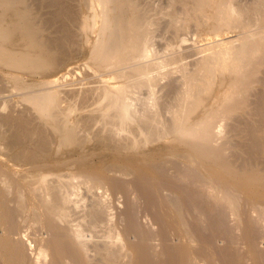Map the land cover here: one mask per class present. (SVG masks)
<instances>
[{"label":"bare ground","instance_id":"1","mask_svg":"<svg viewBox=\"0 0 264 264\" xmlns=\"http://www.w3.org/2000/svg\"><path fill=\"white\" fill-rule=\"evenodd\" d=\"M30 1L0 0V68L10 69L9 71L14 72L13 80L15 82V87L21 91H26L23 97L25 101L29 103V106L31 105V108L35 110L33 112L37 114L40 123L37 124L39 119H37L38 122H35L34 115L30 116L33 117L34 120H32V118L28 119L27 117V119H22V116L20 119H18L19 117L14 118L10 116L4 118L1 120L2 122L0 121V124L3 123L5 127L4 131H2L3 128H0V144L4 146V152L12 155L13 160L15 159L17 162L19 161L18 163L25 164V167L27 165H34L36 167L35 169H37V171L30 174L31 179L32 181L35 179L34 181H38L42 186H47V188H45L49 191V193L46 192V196L48 195V202H55L54 204L58 203L57 206H55L57 208L59 207L56 209L55 206H53L54 204H52V208L62 211L63 214L65 213V208H60L63 206L62 204L65 203V197L60 192L63 186L61 188L60 183V188H58V184H54L52 180L53 183H49V176L56 172L55 168L63 161L62 157L56 158L54 152H58L56 149L60 150L63 147H70L73 150L84 152L87 150L86 148L91 141H95L98 144V149L112 150L113 153H116L115 157H117L116 160L112 159L113 161L106 166L103 163L102 165L99 163H97V165L95 164L97 167L101 165L107 169V167L109 168V166H111V168L113 167L122 172H127L131 169L130 165L133 164L131 163L132 161L135 160L138 162V160H142L143 163V160H146L145 163L149 164L150 158L158 156V154L157 156L156 154H151V151L163 152L164 155L169 154L168 156H170V154L182 155V157L187 156L192 161H203L209 170L221 174L224 179H227L226 181L237 183L243 188L260 190L264 195V168L259 167L260 159L264 161V0H257L253 3H249V0L248 5L243 4L241 0H173L171 1L170 9L165 8L166 10L164 11L166 12L168 10L166 14L164 13L168 16V18L164 16L168 19V25L161 23V20V22L156 20L158 16L155 15L156 13L153 14L156 16V19H153V17L151 20V16H147L149 14L147 11L150 7L148 10L146 7L143 8L147 5L144 4L142 7L139 4V1L142 4L141 0H92V3L94 2L95 5L100 8H97V10L100 11L96 13L95 8V15L93 17L85 18L80 22V24L82 23L80 26L81 28H79L81 29V31L79 30L80 33L79 31L78 33L75 31L73 32L71 24L70 29L69 24H65L70 20H77L76 18L79 17L75 18L76 15L71 14L72 17L70 18V15L68 16L66 14L70 20L66 22L63 20L65 23L61 20L65 27L63 28L59 19L65 14L60 15L59 13L54 16L53 14L55 13L53 12V14H51L52 17L48 16L47 18L46 16L45 18L43 17L45 14L42 16L43 18L41 16L39 17V13L37 14V10L34 8H39L40 4L39 6L33 7V5H36L33 3L36 2ZM48 1L49 0H46V2ZM51 1H49V3ZM79 1L84 2L86 0ZM47 4L48 3H45V5ZM41 6L43 5L41 4ZM144 9L147 10L146 12L148 14L144 12ZM41 10L40 12H42ZM154 10L156 12V9ZM44 13L46 12L44 11ZM159 14H163L162 9ZM63 18L65 19L66 16H63ZM56 20L61 24L63 31L59 33L56 32L58 34L53 31L57 35L53 36L50 30L53 25L57 24L55 22ZM51 24L53 25L51 26ZM160 24L167 25L166 28L172 33L173 40L176 42V46L171 43L173 45H171L172 48H178V41L182 42V32H188L191 27H194L198 36L206 41L212 40L213 42L214 40L217 42L218 39L220 40V38L224 36L233 34H237V36L235 35L236 39L228 41L225 44L223 43V45L220 42L221 44L219 43V45L210 44L211 47L208 48L207 43L206 47L209 50V52H207L208 55H205L204 58L201 56L202 59L194 63L195 65H193L194 67L191 68V70H187L185 66L183 68V66L180 65L179 69L175 68V66V71H179V76L181 75V77H183V86H179L181 88L177 87L176 89H179H175L176 91L172 93V101L167 102L168 105H164L166 101L162 102L161 97H156L154 91V97L159 98L157 101L160 100V102L164 104L159 105L158 102L156 103V100L154 102L156 104H154L153 99L155 98H151L152 95L149 94L150 99H148L146 103L150 104H143L145 107L141 108L142 111L138 110L137 112V109H135L136 107H134V101L137 100L133 101V99L134 97L135 99L138 98L139 95H137V93L143 89L142 87L149 83L153 86H158L162 83L161 79L170 78L171 74L175 73V71L170 70L159 76L151 77L154 75L150 74L152 68L148 64L149 61L145 63V65H141V63L138 62L140 66L136 63L137 61L141 62L142 59L144 60L152 54L150 51L152 47H149V41L152 40L153 34L158 30ZM95 27H97L96 29H98L100 36L99 39L91 41L92 39L89 40V35ZM81 35H83L84 38H82L83 36ZM155 36L157 37V35ZM155 36L153 38H155ZM85 38L86 42H83ZM196 38L198 39V37ZM182 39L185 40L183 37ZM221 40L224 39L222 38ZM152 43L153 42H151V44ZM182 47H184V45ZM82 49L87 50L89 53L90 60H88L91 62L92 67L97 69L95 70L96 72L98 70L102 72L104 69V71L113 70L108 74L107 85L105 82V86L98 89L97 92L99 94H96L94 99H92L93 93L91 92L90 95L87 91L85 93L82 92L84 95L80 94L82 96L80 101H75L76 99L74 98L73 101H67L68 98L66 100V98L63 97L65 92L62 94L61 90L51 88L50 85L55 86L53 84L55 80H51V78L57 77V73L62 70V67L67 61L73 59L74 52L76 51L77 53V50H81L82 52ZM170 51H172V49H170ZM193 56L195 57L196 55ZM156 57L158 56L156 55ZM161 57L164 58L163 56ZM169 60L167 59V62H169ZM135 63L138 66H134L133 69L130 68L133 71L130 69H128L130 70L129 72L124 71L126 65H134ZM184 64L186 65V63ZM127 68L128 67H126V69ZM135 70L139 72V76L135 75L134 79H136V76L138 79L132 82V78L134 77L132 73H134ZM140 73L147 76L148 79L145 76L143 77L146 81L142 76L144 80L139 79ZM24 75L29 77L39 76L40 79L33 80L32 82L26 81L22 77ZM130 75H133L132 78H130L132 81H129ZM176 80L177 79H175V82ZM89 87L90 86H88V90ZM172 88L173 87L168 89L172 90ZM258 89H260V91L262 89V92H259L254 102H252L254 97L252 99L251 96H255L254 93H256ZM150 93L152 92L150 91ZM95 98H98L97 101ZM91 99L92 101L94 100L95 106L93 104V109L86 110L91 106ZM131 99L133 102H131ZM151 100L152 102H148ZM161 105H164V107ZM160 106L162 108H160ZM163 108L170 114L169 116H171V118L169 117V122L165 121V118L161 115L164 112ZM160 109L163 111L161 114ZM82 111H89V114L85 113L87 116H82V114L80 116L79 114ZM250 117L257 118H255V120L251 118L250 121L248 120ZM95 123H101L98 125H102V128L98 130L97 127L99 126H97V131H94L95 133L92 132V135L91 131ZM227 126L228 131L224 133V128ZM230 130L239 132L238 136L240 135L242 139V142L240 141L241 144L238 143L237 146H235L238 147L239 145L236 152L234 149L231 150L232 147H235L234 145L231 146V139L227 136ZM83 132L86 133L84 134ZM237 137L236 139H238ZM243 139L246 140L244 141ZM53 148H56L55 151ZM79 154L81 155V153ZM187 157H185V159ZM235 157L241 158L242 164H239L241 166L235 164L233 159ZM87 158V154L81 158L83 159V164L89 159ZM130 158L135 159L130 161ZM147 161H149V163H147ZM145 163L142 165L145 166ZM71 164L73 165V163ZM24 166L23 168H25ZM61 166L58 168L61 169ZM20 167L22 168V166ZM141 168L142 171L148 172L150 170L149 166L145 168L142 166ZM165 168L159 172L156 170L157 173H154L155 166L153 168L154 170H151V173L157 174L158 181L163 185L166 184L167 181H171L164 177L169 174L166 171H170ZM174 169L173 175L178 179L181 178L184 180L185 177L183 176V172ZM59 171L61 173V170ZM161 171L162 173H160ZM188 176L194 178L196 181L198 179L200 180L198 177V179H195L196 175L194 173ZM57 177L59 178V176ZM62 177H64V175ZM31 179H29L30 182ZM56 181H58V179ZM173 183L174 181L172 180V184ZM62 184L65 183L63 182ZM32 185L34 184L32 183ZM36 189H38V187ZM65 189L68 190L66 186ZM224 191L226 190L223 188L217 193V196L222 197L223 195V197H225ZM171 197L169 198L171 203L176 205L179 209L181 206L179 207V203L175 200L176 197H174V195H171ZM231 199L232 201L230 200L231 202H229L230 206L233 204L236 206V200L232 203L233 198L231 197ZM237 206L234 211H237ZM231 209L232 206L229 210ZM94 210L96 211V209Z\"/></svg>","mask_w":264,"mask_h":264},{"label":"rangeland","instance_id":"2","mask_svg":"<svg viewBox=\"0 0 264 264\" xmlns=\"http://www.w3.org/2000/svg\"><path fill=\"white\" fill-rule=\"evenodd\" d=\"M31 1L36 2L33 3L36 4L33 5V7L39 6L40 4L39 8L36 7L38 9L34 8L37 10V14L39 13V17L45 14L43 17L46 18L47 16L48 18L53 12L55 13L53 14L54 16L59 13L60 15L65 14L63 15L66 16L65 19L63 16L59 19L60 21L65 20V22L70 20L67 15H70V18L72 17L71 14L76 15L75 18L79 17L76 18L77 20H70L66 23L63 21V23L69 24V29L71 24V29H73V32L75 31L77 33L79 30L81 31L79 28H81L80 26L82 23L80 24V22L82 20L91 18L95 15V11L96 13L100 11L97 10L98 6L95 5L94 2L92 3V0H86L84 2H80L79 0H52V2L49 0L52 6L49 1L46 2V0ZM145 1L141 0L142 4L139 1V4L142 7L144 4L147 5L143 7H146L147 10L150 7L148 11L144 9L146 14L149 12L147 16H151V20L154 17L153 19L157 18L156 20H161V23L167 24L168 19L166 18H168V16L165 14L168 10L166 12L164 11L166 10L165 8L170 7L171 1L173 0ZM248 1L249 0H241L243 4L247 5L257 0H250L249 3ZM45 3L49 5H45ZM79 3H84L85 6ZM41 4L45 6L43 7ZM153 8L156 9V12ZM160 8L162 9V15L159 14L161 11ZM40 10L42 12H40ZM44 11L46 13H44ZM153 14L158 16L156 17ZM164 16H166V18ZM57 21L58 20L55 21L57 23L56 25L51 24V26H53L50 32L53 33V36L62 32L63 28H65L62 21L60 23L63 28L59 21ZM163 24H160L158 30L153 34L154 36L157 35V37L155 36L156 40L153 36L152 40L149 41L151 45H149V47H152V50L149 49L152 54L144 60L142 59L141 62H136L145 65V63L149 61L150 63L148 62V64L152 68H150V74L154 75L151 77L159 76L166 73V71H175V68L179 69L180 65L183 66V68L185 66L187 70H191V68L194 67L193 65H195L194 63L202 59V57L204 58L205 55H208L207 52H209L208 48L211 47L210 44L219 45L221 42L223 45V43L225 44L228 41L236 39L235 37L237 36V34H235L236 36L233 34L222 37L224 40L220 38L217 42L214 40L213 42L212 40H207V42L198 36L194 27H191L188 32H182V42L178 41V43L181 44L177 43L178 49L177 47L172 48L176 42L173 40L172 33L166 28L168 24L166 26ZM96 28L97 27H95L89 35V40L92 39L91 41L99 39L100 33H98L99 31ZM53 31L58 33L55 34ZM196 37H198V39ZM82 38H84V36ZM154 41H158L159 43ZM83 42H86V38ZM151 42L153 43L151 44ZM183 45L184 47H182ZM170 49H172V51H170ZM83 50L84 49H82V52L81 50H77V53L75 51L73 59H71L72 61H67L62 67V70L58 72L59 74L57 73V77L51 78V80H55L56 83L53 82L56 87L50 85L51 88L61 90L62 94L65 92L63 97H65L66 100L68 98L67 101H73L74 99H76L75 101H80L81 95H84L83 93L87 91L90 95L91 92L93 93L92 99H94L96 94H99L97 92L98 89L104 87L105 84L107 85L108 74L113 70L111 68L112 70L104 71V69L102 72L101 70L96 72L95 70L97 69L92 67L89 61V53L87 50ZM159 53L164 58H162ZM156 55L158 57H156ZM193 55L196 56L194 57ZM167 59L169 62H167ZM136 63L134 65H126L128 68H123L124 71L129 72L134 66L136 67ZM139 63L138 65L140 66ZM184 63H186V65ZM9 70L0 68V121L9 116L14 118L19 117L18 119L22 116V119L32 118V120H34L35 118V122L39 121L37 123L39 124L40 119L37 114L33 112L35 110L31 108V105L29 106V103H27L23 97L26 91H21L15 87V82L13 80L14 72ZM178 72L176 70L175 73H172L174 76L171 74V79L169 77L161 79L162 83L158 86H153L147 80L150 85L146 84L142 87V91L139 89L142 95L138 92V98H132L133 101L137 100L134 101L135 104L132 103L135 105L136 111L138 112V110L140 111L146 104H150L146 103L147 100L150 99V95H152L151 98H155L154 96L156 95V97H161L162 102L166 101L164 104L160 102V100L157 101L159 98H155L153 99V103L156 100V103L158 102L159 105H168L167 102L173 99L172 93L181 88L179 86H183V77H181V75L179 76L180 72ZM132 74H134V77L132 78L133 75H130L129 81L133 79L132 82H135V80L138 79L137 76H139V72L135 70ZM135 75H137L136 79H134ZM141 76L143 77L145 75L140 73L139 79L144 78ZM22 77L24 80L31 82L40 79L39 76L29 77L24 75ZM175 79H177L176 82ZM88 86H90L89 90ZM171 87H173L172 90L168 89ZM177 87L179 88L176 89ZM258 90L254 93L255 96H251L252 99L254 97L252 102H254L259 92H262V89L261 91L260 89ZM150 91L152 93H150ZM153 93L155 95H153ZM98 98H95V100L97 101ZM132 99L131 102H133ZM92 102L91 106L86 110L94 108L92 106L93 104L95 106L94 100ZM148 102H152V100ZM164 105L161 106L164 107ZM161 106L160 108H162ZM30 108L33 110L31 111ZM163 111L161 110L160 114L163 112L161 115H163L165 121L169 122V117L171 118V116H169L170 114H168L165 109ZM85 113L89 114V111H82L79 115L81 116L82 114V116H87ZM251 118L252 117L248 120L251 121ZM255 118L257 117H253L252 120H255ZM37 119L39 120L37 121ZM98 124L100 125L101 123H95L93 125L91 133L97 131L96 127L99 126ZM0 126L1 129L3 128L2 131H4L5 127L3 123L0 124ZM97 128L98 130L101 129L102 125ZM227 131L228 126L224 128V133ZM83 133L85 134L86 132ZM238 133L239 132L230 130L229 134H227L228 138L231 139V146L234 145L235 147L238 143L241 144L242 139L240 135L238 136ZM236 137L238 139H236ZM89 146V148L87 147V150L84 151L85 153L80 150H77L79 151L77 152L70 147H63L60 149L61 151L53 148L54 151L55 149L58 151L54 152L55 157H62L64 162L62 161L60 165L58 164L57 167L55 166L56 172L49 176V183L54 182V184H58V188H62L63 186L60 192L64 195L66 201L64 200L65 203H63V206L60 208H65L64 214L66 215H64L62 211L52 208L55 205L57 206V202V204H54L55 202H48V195L46 196V194L49 193V191L46 189L47 186H42L38 181H34L35 179H33L34 182L32 181L30 174L37 171V169H35L36 167L34 165H27L26 167L28 168H26L24 166L25 164L18 163L19 161L17 162L15 159L13 160L12 155L4 152V146L0 144V264H264V195L260 190L243 188L237 183L226 181L227 179H224L221 174L209 170L203 161H192L187 156L182 157V155L178 156L175 154H170V156H168L169 154H165L167 155L165 156L163 152L158 151H155L157 153L151 151V154H156V156L158 154V156L150 158V163L147 161L149 164L145 163L146 160H143L142 163V160H138L137 162L135 160L132 161V159L135 158H130L133 164L130 165L131 169L127 172H122L113 167L111 168V166L106 169L101 166L102 163L106 166L111 161L116 160V153H113L110 149L101 150L99 148L100 151L95 141H91ZM238 147H232L231 150L234 149L236 152ZM79 153H81L82 156ZM82 153L84 155L87 154L89 158H87L88 160L84 162V164L82 161L83 159H81L84 156ZM185 157H187L188 160L187 158L185 159ZM239 158L235 157L233 159L236 165L241 166L239 164H242V160ZM71 163H73V165ZM97 163L101 164L100 167L96 166ZM144 163L145 166L142 165ZM20 166H22V168ZM23 166L25 168H23ZM60 166L61 169H59ZM142 166L143 168L149 166L150 170L148 172L142 171ZM154 166L155 170L153 169ZM162 167H166L170 170L166 171L169 173L166 175L167 178L166 176L164 177L171 181L168 182L166 180L167 183L164 185L158 181L157 174H154L157 173L156 170L158 172L163 170L164 168ZM259 167L264 168V161L261 159L259 161ZM173 169L183 172V176L186 180H182L181 178L178 179L174 176ZM59 170H61V173ZM151 170H154V173H151ZM160 173H162V171ZM193 173L196 175L195 179L200 178V180L198 179L196 181L194 178L188 176ZM63 175L64 177H62ZM57 176H59L60 179ZM28 178L31 179V182ZM57 179L58 181H56ZM172 180L174 181L173 184ZM63 182L65 184H62ZM32 183L34 185H32ZM65 186L68 190L65 189ZM37 187L38 189H36ZM219 187L226 190L224 191V196L226 195V198L223 197V195L222 197L217 196V193L222 190ZM171 195L176 197L175 200L179 203V207L181 206L179 209L176 205L171 203L169 199ZM227 197L228 199L230 197L229 201ZM231 197L233 198L232 203L236 200L235 203L238 205H236L238 208L236 209L237 211H234L236 207L235 204L231 205L232 209L229 210L231 208L229 203L232 201ZM52 204L54 205L52 206ZM56 206L55 208L58 209L59 207L57 208ZM94 209H96V211Z\"/></svg>","mask_w":264,"mask_h":264}]
</instances>
